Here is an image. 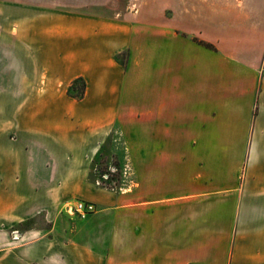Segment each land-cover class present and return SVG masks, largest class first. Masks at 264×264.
Returning <instances> with one entry per match:
<instances>
[{
  "label": "crops",
  "instance_id": "crops-1",
  "mask_svg": "<svg viewBox=\"0 0 264 264\" xmlns=\"http://www.w3.org/2000/svg\"><path fill=\"white\" fill-rule=\"evenodd\" d=\"M52 4L0 0V264H264V0ZM111 131L123 193L86 180Z\"/></svg>",
  "mask_w": 264,
  "mask_h": 264
},
{
  "label": "rangeland",
  "instance_id": "rangeland-1",
  "mask_svg": "<svg viewBox=\"0 0 264 264\" xmlns=\"http://www.w3.org/2000/svg\"><path fill=\"white\" fill-rule=\"evenodd\" d=\"M45 1L48 2V0ZM141 1L142 0H52V5L53 7L75 12L92 13L102 16H120L126 12H135L139 10L142 6ZM151 5L152 3L150 6ZM83 90L84 84L82 89L81 83L75 82L69 91L68 88L66 89V95L69 97L72 96L71 98L78 100V97L82 95ZM124 164H127L125 160L124 145L119 138L118 132L111 131L106 135L104 140L100 143L97 152L90 159L87 167L86 180L96 188L112 193H123L124 191L119 192L118 189L122 188L123 185H125V187L129 185V180L133 181L131 174L128 178L124 179L118 173L108 174V168L115 167L118 170ZM103 175H108L105 180L103 179ZM75 201L80 200H69L64 202V204L73 203ZM64 204L60 206L58 211L60 214L66 216L62 209ZM70 218L74 219L76 222L83 219L75 216ZM47 228L48 224L45 222L43 214L40 212L35 216L25 219L19 224L8 228L6 234L12 242H18L20 240V233L29 230L43 231Z\"/></svg>",
  "mask_w": 264,
  "mask_h": 264
},
{
  "label": "built area",
  "instance_id": "built-area-1",
  "mask_svg": "<svg viewBox=\"0 0 264 264\" xmlns=\"http://www.w3.org/2000/svg\"><path fill=\"white\" fill-rule=\"evenodd\" d=\"M118 173L121 175L124 179L128 178L130 176V169L128 167V164H124L120 169H116L115 167H109L108 168V174H114ZM108 175H103V179ZM129 185L125 187L123 185L122 188H119V192L125 191L128 187L131 185V180H129ZM63 212L68 216V217H77V218H84L88 214H91L94 212V206L90 203L83 202V201H75L73 203H66L63 205Z\"/></svg>",
  "mask_w": 264,
  "mask_h": 264
},
{
  "label": "trees",
  "instance_id": "trees-1",
  "mask_svg": "<svg viewBox=\"0 0 264 264\" xmlns=\"http://www.w3.org/2000/svg\"><path fill=\"white\" fill-rule=\"evenodd\" d=\"M75 82H80V83H81V86H82V89H83V83H82V80H81V79H75L74 81H72V83H71L70 86L68 87V91H69V89H71L72 85H73ZM82 93H83V91H82ZM81 96H82V95H81ZM81 96L78 97V99H80ZM71 97H72V96H71ZM73 97H74V96H73ZM74 98H76V97H74Z\"/></svg>",
  "mask_w": 264,
  "mask_h": 264
}]
</instances>
